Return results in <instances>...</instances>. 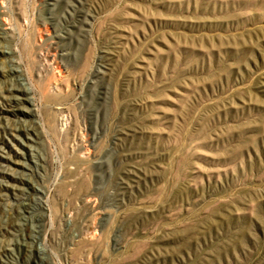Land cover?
I'll list each match as a JSON object with an SVG mask.
<instances>
[{
  "label": "rangeland",
  "instance_id": "374dc122",
  "mask_svg": "<svg viewBox=\"0 0 264 264\" xmlns=\"http://www.w3.org/2000/svg\"><path fill=\"white\" fill-rule=\"evenodd\" d=\"M0 3L36 108L0 97V125L37 130L0 131V222L18 177L44 192L0 264L29 225L31 264H264V0Z\"/></svg>",
  "mask_w": 264,
  "mask_h": 264
},
{
  "label": "bare ground",
  "instance_id": "6f19581e",
  "mask_svg": "<svg viewBox=\"0 0 264 264\" xmlns=\"http://www.w3.org/2000/svg\"><path fill=\"white\" fill-rule=\"evenodd\" d=\"M2 5H4V4H2ZM2 20L4 22L2 24V27H0V29H1L2 33H7L9 31V29L10 28H13V27H10V26L7 27V24L9 23V22L6 23L7 22L6 21L7 19L4 20L2 18ZM75 21L77 22V20H75ZM80 22L82 23L83 21L80 20ZM0 52H2L3 54H5V53L12 54L13 52H15V50L14 49H7V50H5V49L0 48ZM43 59L44 58H42V60ZM46 60H47V58H46ZM14 62L15 63H13L12 61L11 62L9 61V63L6 65V68H5V66L4 67H0V72H2V73L3 72H7L9 75L13 74L12 76H14L13 78L11 77L13 79V80H10L11 82H7V83H4V84L2 82L3 85L0 86V97H2L4 99V101H5L4 104H8L7 106H10V107L15 106L13 104L15 102L16 103L17 102H22V103L23 102H27V104H28V105H21V106L12 107L11 110L9 109L10 111L17 110V111H21V112L28 113L29 115L36 114V108H32L33 105L35 104V101H34V98L32 97V95H30L31 90H30L29 87L24 86L25 84L23 85V81H22V78H21L22 75L20 73L21 72L20 67H19V65L16 64L17 61H14ZM6 76H8V75H6ZM15 121H16V124L6 123L4 125H0V131L3 130L4 132L8 133L10 135V138L11 139L18 138V136H24V137H26L28 139L33 140L34 139L33 138V135H37V132H36L37 130H36L35 126L27 125V124L23 123V121H21V119H18V118ZM66 122H67V116H66V114L61 113L60 114V123H61V125L66 124ZM0 140H3V139L0 138ZM1 149L2 148L0 147V176L5 177V174H9L7 166L5 164H3V162H5V158H7V156L2 153L4 150L2 151ZM2 165L5 166V167H1ZM18 179H19V181H16L17 183L14 185V189L16 188V189L21 190L20 192L22 193V195L19 196L18 206L17 207H12L10 214L5 215L9 219H6L2 223L0 222V231L1 232L5 231V230L8 231L9 228H14L15 226H16V228L17 227H21V224L17 222V219H18V217H22V218L27 217L26 215H23L22 214L23 212H27V213H31V214L34 213V208L32 207L33 203L38 204L39 205L38 209L40 210V212L34 213V216H36L35 217L36 220L37 221H40V218H41V215H42V211L41 210L43 209L44 205H43V202H41V201L39 202L38 200L40 199L41 195H43V193H44L43 190H41L40 188L36 187V185H34V184H30V186L32 187V190L35 191L34 194L35 195L36 194H40V195L35 196L34 194H32L31 192H28L26 190V187H25V184H26L25 178H23L22 176H20V177H18ZM5 187H7V186L5 184H3L1 182V180H0V195L2 194L1 191ZM20 207H22L24 210L23 209H22V211L18 210V208H20ZM21 214H22V216H21ZM0 217H1V215H0ZM19 229H21V228H19ZM32 232H33L32 226L29 225V227L26 228L25 233H22L20 235V238L22 239V241L19 242L17 240L16 242H14L12 244L13 247L11 246L12 249L13 248H16L18 251H20V253H22L21 256H22V260L23 261L30 262V264H31V258H34V256H35V254L32 255V252L33 251L31 250V245H32L31 243L34 242L33 241L34 240V235L32 234ZM9 244H11V243H9ZM10 250H11L10 248L1 247L0 248V254H3L4 252L7 253V254L8 253H11ZM38 252H40V251H38Z\"/></svg>",
  "mask_w": 264,
  "mask_h": 264
}]
</instances>
